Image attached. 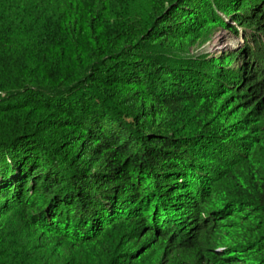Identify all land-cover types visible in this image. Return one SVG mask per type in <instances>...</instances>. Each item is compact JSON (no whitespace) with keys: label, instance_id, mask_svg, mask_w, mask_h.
<instances>
[{"label":"trees","instance_id":"16d2710c","mask_svg":"<svg viewBox=\"0 0 264 264\" xmlns=\"http://www.w3.org/2000/svg\"><path fill=\"white\" fill-rule=\"evenodd\" d=\"M135 2L0 0V264H264V0Z\"/></svg>","mask_w":264,"mask_h":264},{"label":"rangeland","instance_id":"374dc122","mask_svg":"<svg viewBox=\"0 0 264 264\" xmlns=\"http://www.w3.org/2000/svg\"><path fill=\"white\" fill-rule=\"evenodd\" d=\"M148 0H136L133 4L134 11L145 14L146 3ZM132 9V10H133ZM241 39L235 37L225 29L214 31V35L202 47L195 49L192 53L204 54L208 53L211 56L218 57L225 50H231L241 44Z\"/></svg>","mask_w":264,"mask_h":264}]
</instances>
